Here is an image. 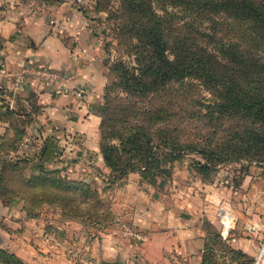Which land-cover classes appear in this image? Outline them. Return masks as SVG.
<instances>
[{
  "label": "crops",
  "instance_id": "0c3cea01",
  "mask_svg": "<svg viewBox=\"0 0 264 264\" xmlns=\"http://www.w3.org/2000/svg\"><path fill=\"white\" fill-rule=\"evenodd\" d=\"M56 15L29 18L22 12L20 25L6 12L0 17V170L5 158L14 161L32 154L39 162L50 149L55 155L66 150L63 156L78 159L97 155L98 167H105L100 149L108 84L105 53L90 45V23L81 9L68 7ZM73 167L77 169L75 164L67 170L73 172ZM190 184L173 190L155 187L149 195L141 176L131 174L119 184L122 193L116 211L119 219L140 228L133 230L134 236L125 235L124 228L117 237L108 228L86 231L90 240L85 244L80 238L64 239L70 228L56 221L29 220L21 204L6 206L0 198V251L10 252L24 264H97L117 259L137 264L134 254L144 264H151L154 254L161 257L159 262H166L167 251L200 256L205 244L203 221L219 228L221 203L229 202L246 217L258 219L264 214V175L259 172L248 173L235 190L206 187L194 193ZM232 230L231 245L253 255L254 238L243 239Z\"/></svg>",
  "mask_w": 264,
  "mask_h": 264
},
{
  "label": "rangeland",
  "instance_id": "374dc122",
  "mask_svg": "<svg viewBox=\"0 0 264 264\" xmlns=\"http://www.w3.org/2000/svg\"><path fill=\"white\" fill-rule=\"evenodd\" d=\"M68 7L76 10L81 9L82 14L90 23L91 29L89 28L88 30L91 31V34L87 36L91 37L90 45L100 47L105 53L103 62L108 69V84L106 88L111 87L116 81L115 75L110 70L112 65L123 61L130 67H135V57L131 54L128 37H123L118 29L119 2L113 0L109 3L105 1L99 4L97 0H0V17L6 12L17 21V25H20L22 12L29 18L35 16L57 18L56 13H62ZM177 14L178 16L174 18H171L172 16L170 15L168 21L171 25L173 23L176 29L183 33L191 34L194 30L206 32L209 36L204 37L203 42H210L219 48L229 40H234L231 24L228 25L229 22L223 17L208 23L206 21L202 22L196 14L190 15L187 11L179 10ZM186 14H188V17H186ZM178 30L174 29V33H179ZM151 98L153 103L158 104V106H164L172 112L171 126L174 128V134L179 135L184 144H196V146L206 150L209 148L215 149L216 146L223 145L222 147L226 149L228 141L233 140V144L238 141V143L242 144L246 139L244 136L248 132L257 133L264 137V122L258 121L252 116L247 117L242 114H235L222 118L218 114L213 113V104L216 102L217 95L215 91L201 81L189 79L170 84L165 89V92L158 94V96L157 94L151 96ZM109 99L111 101L107 105L108 115L119 116L121 119L124 118L123 115H128L129 120H133L134 104L141 105L145 103L140 98L116 89L112 92ZM101 132L100 130V149L102 142ZM251 142L253 143V140L249 141V143ZM257 149L258 147L253 150ZM65 151L60 152V155L57 154L56 158L59 163L54 160L57 166L47 169L50 171V173H47V177L51 181L82 182L89 186L90 189L97 193L99 199L107 205L111 214L109 224L105 225L91 218L89 214L93 215L94 212H78L74 207L75 205L73 207H63L62 203L54 202L59 191L56 188H45L38 185L40 181L44 180H42L41 171H37L36 168L38 158L35 159V155L32 154L29 155L31 161L21 162L18 164L17 169H9L4 172L6 177L5 187L1 191L5 196V198H1L4 205L16 206L21 204L22 210L26 213L29 220L40 219L43 223L49 221L51 224L56 221L61 226L70 228L71 231L64 236V239L69 242L80 238L81 243L85 244L86 241L90 240L89 236L85 234L86 231L98 233V230L103 228H108L115 237L118 234L120 235V230L122 234V229L124 230L125 226L132 230H138L140 227H135L129 220L119 219L120 216L116 211V206L119 203L118 199H121L122 193L119 184L128 179L133 173L123 180H116L115 173L106 164L104 169L98 167L97 155H93L90 158L82 156V159H78L71 155L63 156ZM159 155L161 157L164 155L163 150L160 151ZM17 158L15 160L24 159L25 156L20 155ZM75 164L77 169L73 167V172H69L67 169ZM161 165L163 166L162 170L167 171L165 174L154 175L156 171H152L148 177L144 178L140 172H136V174L141 176V182L148 186L143 189L148 191L149 195L152 194V190L155 187L164 189L166 186H170V190H173L174 188L181 189V186L190 183H192L190 186L194 193L206 187L214 189L220 186H231L235 190L242 185L245 176L251 171L264 175V151L259 154L253 153L239 160L216 161L211 163V165L207 164L203 153L186 151L173 161H165L164 159ZM33 183H35V186ZM107 189L108 192H106ZM88 201V199L83 201L84 203L80 205V210L84 211L87 208L86 203ZM222 204L229 205L240 215V217L232 220L231 229L225 235L223 234L225 229L220 221ZM218 214L219 228L208 219L203 221L205 244L204 249L200 252L199 257L201 259L195 252L185 254L182 251H180L181 253H169L167 251L166 262H159L161 257L154 254L151 264H203L202 261H204V264H264V214L258 219L246 217L244 212L236 210L229 202L219 205ZM191 223L195 222L191 221ZM250 225H252V228ZM232 229L237 231L243 239L250 240L254 238L253 255L231 245L230 231ZM81 230L83 231L79 233ZM216 235H220L221 239L217 238ZM77 248L76 253L79 254L80 246ZM4 252L8 255H13L8 251ZM134 256H136L137 264H144L141 256L138 257L137 254H134Z\"/></svg>",
  "mask_w": 264,
  "mask_h": 264
},
{
  "label": "trees",
  "instance_id": "16d2710c",
  "mask_svg": "<svg viewBox=\"0 0 264 264\" xmlns=\"http://www.w3.org/2000/svg\"><path fill=\"white\" fill-rule=\"evenodd\" d=\"M97 1L102 4L113 0ZM115 1L120 3L118 29L123 37H128L131 54L135 57V67L123 61L112 65L110 70L116 81L106 88L104 96L101 152L105 164L115 173V179L123 180L136 172L144 178L152 171H156L154 175L165 174L167 171L162 170L161 165L163 160L173 161L186 151L203 153L208 165L262 153L264 137L249 132L242 144L228 141L226 149L223 145L206 150L196 144H184L171 126L172 112L153 103V97H150L165 92L170 84L197 80L215 91L217 98L212 112L219 117L242 114L264 122V0ZM179 10L196 14L202 22L225 18L228 25L231 24L234 40L219 48L203 42V38L209 36L206 32L179 31L168 21L170 15L171 18L178 16ZM174 29L179 33L175 34ZM115 89L145 101L141 105L134 104L133 120H129L128 115H123V119L108 115L109 97ZM251 140L253 143H249ZM16 143L11 146L15 148ZM256 147L258 149L254 151ZM161 150L164 152L162 157L159 155ZM49 151L41 154V161L36 165L44 180L38 185L56 188L59 194L54 202L62 203L63 207L75 205L78 212H94L89 214L91 218L109 224L111 214L107 205L89 186L82 182L51 181L47 177L50 171L45 167L46 163L57 156L51 149ZM29 160H3L0 198H5L1 192L5 187L4 172L17 169L19 163ZM86 199L89 200L87 208L82 211L80 205ZM216 237L221 239L220 235ZM0 264L24 263L16 256L0 251Z\"/></svg>",
  "mask_w": 264,
  "mask_h": 264
},
{
  "label": "built area",
  "instance_id": "2783aa9c",
  "mask_svg": "<svg viewBox=\"0 0 264 264\" xmlns=\"http://www.w3.org/2000/svg\"><path fill=\"white\" fill-rule=\"evenodd\" d=\"M237 217H240L237 211L233 210L227 204H222L221 213H220V221H221L223 228L225 229L223 233L224 235L229 233V230L231 229L232 220ZM250 227L252 228V225H250ZM124 228H125V235L127 236L135 235L134 231L130 229L128 226H125Z\"/></svg>",
  "mask_w": 264,
  "mask_h": 264
},
{
  "label": "water",
  "instance_id": "95a60500",
  "mask_svg": "<svg viewBox=\"0 0 264 264\" xmlns=\"http://www.w3.org/2000/svg\"><path fill=\"white\" fill-rule=\"evenodd\" d=\"M97 264H126L124 260L122 259H117V260H114V261H101Z\"/></svg>",
  "mask_w": 264,
  "mask_h": 264
}]
</instances>
